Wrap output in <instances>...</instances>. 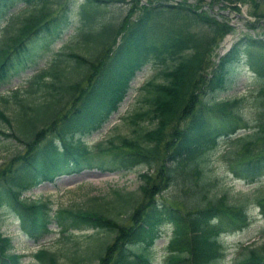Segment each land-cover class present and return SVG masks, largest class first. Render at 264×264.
Segmentation results:
<instances>
[{
  "label": "trees",
  "instance_id": "obj_1",
  "mask_svg": "<svg viewBox=\"0 0 264 264\" xmlns=\"http://www.w3.org/2000/svg\"><path fill=\"white\" fill-rule=\"evenodd\" d=\"M91 1L81 3L86 27L80 28V35L85 43L94 42L97 50L92 55L73 49L64 53L75 71L80 68V75L70 76L65 72L67 64L53 61L30 74L24 96H18L20 89L11 91L23 109L15 123L10 124L0 109L9 129H0V135L26 144L13 165L0 169V204L14 210L22 228L31 232L48 230L52 221L64 229L114 230V240L104 244L103 251L92 253L99 258L97 264H150L149 250L166 223L172 230L163 244V264H212L219 255L220 236L248 223L252 201L264 215V190L251 198L245 193L231 197L224 190L215 191L208 170L221 140L231 139L225 141L228 146L232 143L223 154L230 170L251 179L264 173V81L252 95L256 115L250 124L243 115L248 95L227 93L236 84L241 45L249 50L245 52L249 66L264 80V24L260 32L243 33L242 41L233 42L215 61L210 51L233 25L214 13L220 7L214 9L212 2L229 7L226 0L138 4L134 0L138 12L133 17L131 7L121 17L99 13V26L87 28L94 17L91 10L98 7ZM109 1L99 0V11ZM251 1L256 5L264 0ZM19 2L40 5L0 37V84L29 67L37 47L61 38L72 25L66 6L58 5L60 0H0V17ZM232 7L239 9L236 4ZM257 22L247 20L245 30L255 29ZM145 66L154 70L122 115L127 133L116 131L94 144L107 156L99 162L101 167H146L140 173L139 190L115 189L99 208L54 209L48 200L27 201L23 192L53 177L59 167L81 168L87 152L81 136L103 124L127 93L129 81ZM39 88L46 96L32 101L31 93ZM66 101H74V107L60 114ZM236 133L235 139L230 138ZM170 185L176 192L172 200L156 197ZM125 208L129 210L122 214ZM10 247V237L0 231V264H22L23 254L11 252ZM34 256L35 264H58L44 247L37 248ZM234 264H264V243L248 247Z\"/></svg>",
  "mask_w": 264,
  "mask_h": 264
},
{
  "label": "rangeland",
  "instance_id": "obj_2",
  "mask_svg": "<svg viewBox=\"0 0 264 264\" xmlns=\"http://www.w3.org/2000/svg\"><path fill=\"white\" fill-rule=\"evenodd\" d=\"M140 1L144 0H137L136 3L138 4ZM167 1L174 2L175 0ZM83 2L85 0H60L58 5L59 7L60 5L66 6L72 25L68 29H65L61 38H57L55 41L51 40L37 47L33 52L31 65L12 75L6 82L0 85V109L3 111V115L10 120V124L15 123L17 118L23 113L19 101L11 94V91L20 89L18 96H24L23 92L27 89L32 72L48 67L53 61H56L59 65L67 64L65 66V72L70 74V76L75 75L74 77H78L80 75V68L78 71H75V67H71L74 63L72 62L70 65L64 53L73 49L85 55H92L97 50L94 42L88 40L85 43L84 38L80 35V28L86 27L83 24L85 20L83 21L80 11L81 3ZM225 2L229 4V7L223 6L220 4L221 2H218L217 5L216 2H212L214 9H217L218 5L220 7L214 13L220 17H226L229 23L233 25L232 30L227 32V34H230V37L228 38L227 34H225L213 45L210 55L215 61L218 59V56L222 55L220 54L219 48L223 47L224 53V50L232 45L233 42L237 40L242 41L240 37L243 33L247 31L260 32L264 28L261 26L264 24V16L259 15L264 12V1L258 2L256 5L251 0H226ZM91 3L98 7L96 11L91 10L90 13L94 17L91 18L92 21H90V25H87V28H96L99 26V13L101 17L112 18L117 16L121 17L129 7L134 8L130 17H133L138 12V8L134 7V0H111L103 3L102 6L100 5V11L99 0H92ZM234 4L239 7L238 10L232 7ZM39 5L34 2H19L6 15L0 17V37L6 33V28H8L9 32L13 31L20 24L22 17L31 11L37 10ZM254 11L256 12L255 14ZM247 20H257L259 25L255 26V29L245 30L244 26L247 25ZM239 50L236 84L227 93L237 95L246 93L248 95L244 100L245 107L243 109V115L248 120L245 122L250 124L254 122V116L256 115L252 95L256 94V91L263 84L264 80L249 66L245 53L249 50L246 49L244 51L243 45L239 46ZM153 70L149 66H145L137 71L136 75L129 81L130 86L123 100L110 113L102 126L84 133L81 136L84 139L85 145H87V152L83 154L80 160V164H82L80 165V169L70 170L68 167L64 169L61 166L57 169L53 177L32 186L30 189L24 191L22 196L27 201L48 200L54 209L65 208L66 210H70L77 207L99 208V203L102 202L101 200L113 196V190L115 189L138 191L139 186L143 183V177L140 173L146 167L136 165L128 169L116 170H110L107 166L101 167L99 162L107 156L100 154L94 147V144L116 131L127 133L128 130H126L122 123V115H125L127 110L132 106L138 86L150 76ZM227 93L223 92L221 95ZM31 94L33 96L32 101L42 100L46 96L43 88H39ZM74 104V101H66L60 110V114L71 111ZM24 108L27 112H30L27 107L24 106ZM188 120L189 117L185 121H182L180 130L183 129ZM0 129L9 131L7 122L3 117H0ZM237 132H241V129ZM238 133L230 138L233 137L235 139L234 137ZM227 140H221L219 146L212 154L208 166V170L215 180V191L221 192L224 190L231 197L245 193L247 197L251 198V196L253 197L256 193H259L260 190H264V173L255 176L253 179L235 175L228 166L230 162L226 161L225 157H223L224 151L232 143L229 141V146L226 145L225 141ZM25 149L26 144H23L22 141L0 135V169L13 165L19 159L16 156ZM234 161L235 159L232 160V162ZM170 186L157 192L156 197H164L169 199V201L172 200L171 197L176 192ZM175 203L177 204L176 201ZM128 210V208H125L122 210V214H125ZM248 211L249 220L246 226L228 231L220 236L219 255L212 264H233L236 259L238 260L247 253L248 247L258 246L264 243V216L260 213L258 204L252 201ZM127 221L126 219L125 222ZM65 222L67 223V221ZM48 226V230H40L37 232H30L23 229L20 226V221L15 211L8 208L6 204H0V231L10 236L12 242L10 251L23 254L22 264H35L37 260L33 252L39 247H44L52 252L58 264H97L99 258L92 253L98 249L99 251H103L104 246L107 243H111L115 235L114 230L110 231L103 228L93 229L88 226H67L64 229L57 225L55 221H52ZM171 230L172 228L169 224H163L160 227V235L155 240L153 248L149 250L151 254L150 264H163L165 253L163 244L168 239Z\"/></svg>",
  "mask_w": 264,
  "mask_h": 264
},
{
  "label": "bare ground",
  "instance_id": "obj_3",
  "mask_svg": "<svg viewBox=\"0 0 264 264\" xmlns=\"http://www.w3.org/2000/svg\"><path fill=\"white\" fill-rule=\"evenodd\" d=\"M227 39H228V38H227ZM227 39H226V40H227ZM226 40H225V42H226Z\"/></svg>",
  "mask_w": 264,
  "mask_h": 264
},
{
  "label": "water",
  "instance_id": "obj_4",
  "mask_svg": "<svg viewBox=\"0 0 264 264\" xmlns=\"http://www.w3.org/2000/svg\"><path fill=\"white\" fill-rule=\"evenodd\" d=\"M222 52V51H221Z\"/></svg>",
  "mask_w": 264,
  "mask_h": 264
}]
</instances>
